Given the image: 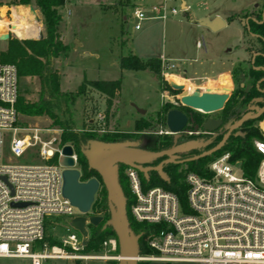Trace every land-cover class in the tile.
I'll return each mask as SVG.
<instances>
[{
    "label": "built area",
    "instance_id": "built-area-1",
    "mask_svg": "<svg viewBox=\"0 0 264 264\" xmlns=\"http://www.w3.org/2000/svg\"><path fill=\"white\" fill-rule=\"evenodd\" d=\"M172 1L135 7V28L140 30L146 20H164L178 14ZM180 2L182 4V0ZM24 6L30 8V4L0 6V22L3 23L0 27L5 26L10 37L22 36L12 9ZM6 16L10 17V22L5 21ZM35 16H38L37 11ZM40 31L38 28V36ZM0 39H5L4 29L0 30ZM197 45L202 47L204 42L199 41ZM163 63L165 74L179 66L166 60ZM18 96L16 65L0 61V154L2 134L9 132L11 150L16 156L35 150L44 162L0 164V257L28 258L31 264H50L53 259L118 260L115 237L103 243L110 254H114L110 257L83 252L82 236L69 224L80 212L62 192L65 167L59 160L67 144L61 143V130L57 127L22 126L16 108ZM193 132L186 130L188 134ZM253 144L261 156L253 178L244 174L239 161H232L231 152L225 151L209 161L207 174L193 171L186 174V205L173 191L145 185L141 172L126 165L123 174L132 195V217L140 223L159 225L148 242L154 253H140L138 262L264 264V140L256 139ZM72 157L78 168L75 150ZM58 217L66 218L67 232L61 240L62 246L41 244L49 221Z\"/></svg>",
    "mask_w": 264,
    "mask_h": 264
},
{
    "label": "rangeland",
    "instance_id": "rangeland-1",
    "mask_svg": "<svg viewBox=\"0 0 264 264\" xmlns=\"http://www.w3.org/2000/svg\"><path fill=\"white\" fill-rule=\"evenodd\" d=\"M12 0H0L2 5L9 4ZM154 0H66L60 9L62 20L59 24L61 36L70 45L67 57L57 58L53 66L60 71V84L63 91H75L85 79L89 80H112L121 79L122 88L118 96L114 98V105L107 110L106 96L95 89L87 87L86 92L79 96L74 105L75 121L80 130L94 131L97 134L104 132L134 131L135 120L141 117L154 115L163 105L170 103L172 108L179 109L180 93L169 88V75H179L182 80L176 78L172 80L178 84H184L185 88L195 90L196 88L206 89L219 86V79L216 76L211 78H197L201 72L197 70L199 57L214 59L216 55H226L228 50V70L238 64L237 59L247 57L241 48L243 37L247 34L243 31L238 22L233 21L228 27L212 32L206 27L196 25L185 16V11L181 10L180 0H174L171 4L176 5L178 14L168 19H150L143 21L142 28H135L136 19L133 15L135 7L146 8ZM191 4L186 13L208 12L209 9H217L222 15H228L229 20H233L235 15L247 13H258L264 8V0H187ZM33 5L37 15L41 18L37 21L36 31L33 34V23L15 16L14 21L19 22L17 28L26 34L15 36L22 39L26 37L37 38V30L40 28L44 32L45 26L43 16L34 0ZM15 12L22 14L23 7H14ZM228 10V11H227ZM70 12V13H69ZM6 21V20H5ZM3 30V26L0 30ZM24 29V30H23ZM2 32V31H1ZM63 38V37H62ZM77 41L74 43V41ZM205 43V47H198L197 42ZM8 40L0 39V52L7 49ZM239 50L236 51L235 49ZM208 51V54L205 53ZM233 50V51H232ZM134 53L142 59L161 57L170 63L178 64V68L170 74L163 66L159 74L148 70L122 69L119 59L123 55ZM214 53V55H212ZM160 55V56H159ZM197 62H190L186 58L195 57ZM213 56V58H212ZM180 57V58H178ZM182 58V59H181ZM210 62V61H209ZM52 63V59H51ZM206 75H216L217 63L202 65ZM187 69V73L182 70ZM238 74L234 81L232 78L228 82L235 85ZM195 77V78H193ZM42 81L40 76L19 77V93L30 101H37L40 97ZM137 108L145 109L143 115ZM168 112V111H167ZM167 115V113H166ZM20 124L27 127L54 128L52 121L47 116L28 117L20 114ZM264 135V119L255 122ZM168 128L166 120L141 132V138L129 139L139 141V147L151 150L155 141L165 133ZM173 136V135H171ZM178 139V143L188 141H199L205 143L203 135L198 138L185 134ZM186 136V137H185ZM12 135L3 132L0 154V164L2 165H25L44 163L35 153V150H28L21 156H16L11 150ZM174 141V136H173ZM173 144V143H172ZM208 146V145H207ZM207 146H200L191 149L201 150ZM203 151V150H202ZM189 152V151H188ZM209 163V162H208ZM208 165V164H207ZM187 164H181L180 168H186ZM170 167L164 168L169 173ZM152 187V186H150ZM92 212V211H91ZM90 215V213L88 214ZM67 230L64 220L51 219L47 225L46 233L54 239L62 240ZM87 254H103L108 257V248H103L97 252H85ZM111 258L105 259H53L50 264H108ZM0 264H31L30 259L23 257L9 258L0 257ZM165 264V263H148ZM174 264H196V263H174Z\"/></svg>",
    "mask_w": 264,
    "mask_h": 264
},
{
    "label": "trees",
    "instance_id": "trees-1",
    "mask_svg": "<svg viewBox=\"0 0 264 264\" xmlns=\"http://www.w3.org/2000/svg\"><path fill=\"white\" fill-rule=\"evenodd\" d=\"M32 0H12L9 4H30ZM38 9L43 16L45 26V36L43 39L36 38H22L17 39L10 37L8 39L7 49L0 52V61L9 62L16 65L19 77H34L40 76L42 81V88L40 97L37 101H30L19 93L16 108L22 115L33 116H47L51 119L52 125L61 130V143L71 144L78 158V166L82 170V180H88L92 177H98L99 174L89 169L88 162L83 154V147H85L89 140L99 139L106 142H118L129 139L141 138L140 134L145 129H148L166 120V113L173 106L167 103L162 106L160 110L154 115L148 117H141L135 121L134 131L122 132H104L97 134L94 131L80 130L75 121L74 105L77 98L86 92L87 87L95 89L96 91L106 96L107 110L114 105V98L119 95L122 88V80H89L85 79L75 91H63L60 86V73L52 65L51 59L57 57H66L70 50V45L65 43L60 32L59 24L62 20L60 13L61 7L64 6L66 0H34ZM2 3H0V6ZM263 14V11L259 12ZM238 15L233 16L235 18ZM255 30L260 31L264 35V22L261 25L256 24ZM36 31V26L34 32ZM119 65L122 69L129 70H148L152 73L159 74L162 69V59L152 57L142 59L134 53L123 55L119 59ZM170 88V86H168ZM178 92V91H177ZM242 97L241 89H237L231 98L232 101ZM250 97V96H248ZM231 106V101L228 107ZM264 115L259 118L263 120ZM254 120H247L243 124V133L238 135H231L226 144L212 155L201 157L188 161L186 168H180L181 164H166L164 168L169 169V180L163 179L158 172L151 171L149 179L142 175V180L147 186H162L167 190L173 191L177 194L183 205L187 204V183L185 181L188 172H196L199 174H207L206 166L208 162L217 155L225 151L232 154V161H239L241 163L244 174L248 177H254L257 167L261 160V156L254 147V140H264V135L259 126L255 125ZM172 134H165L159 136L155 141L151 150L160 151L170 148L173 144ZM220 138V137H219ZM214 145V144H213ZM213 145H208L201 150H192L182 153L181 157H192L200 154L204 150L211 148ZM203 150V151H202ZM166 157H159L154 159L152 165H157ZM126 167L124 164L119 166V182L127 198V214L131 228L135 233L140 234L139 241L140 253L151 254L154 251L149 247V240L158 230L159 225L140 223L134 220L131 215L132 195L128 183L124 177L123 170ZM90 215H102L104 221L97 226L89 225V239L83 252H97L103 248V243L110 237L117 236L112 227L104 228L105 221L110 217V210L108 205L107 190L102 185L98 191L95 202L92 205ZM59 220H66V218L58 217ZM118 242V239H117ZM41 244L47 243L49 246H62V241L54 239L51 235H45L44 239L40 241ZM119 243L117 246V253H119ZM108 264H118V260H110ZM138 264H147L146 262H138Z\"/></svg>",
    "mask_w": 264,
    "mask_h": 264
},
{
    "label": "water",
    "instance_id": "water-1",
    "mask_svg": "<svg viewBox=\"0 0 264 264\" xmlns=\"http://www.w3.org/2000/svg\"><path fill=\"white\" fill-rule=\"evenodd\" d=\"M181 7L187 15L186 11L188 9L185 0H182ZM30 9L36 14L33 5L30 6ZM5 20L10 22V17L6 16ZM37 21H40L39 16H37ZM191 21L210 29L212 32H218L227 26V21L220 15L214 17L209 15L200 16L191 19ZM3 28L4 38L8 40L10 38L9 30L5 26ZM248 28L250 29V27ZM43 38L44 32L40 31L37 39ZM226 79H228V75L222 74L219 77L220 87L204 90L196 88L192 92L186 90L184 84H178L172 80L169 81V85L172 89L180 91V101L183 105L205 113H211L221 110L233 91V85L227 83ZM137 110L143 115L146 113L145 109L137 108ZM263 111L264 108L255 115L248 113L234 121L228 132L216 145L192 157L182 158L181 154L196 147L207 146L211 142L188 141L178 143V139L182 137L190 120L188 115L178 108L170 109L166 115V126L169 133L174 136L173 145L168 149L160 151L146 150L139 147V141L133 140L118 142H106L99 139L89 140L88 145L83 147L82 151L87 159L89 169L95 170L99 174V178L92 177L85 181L81 179L82 172L76 167L75 160L72 157L74 147L70 144L65 145L62 149L63 156L59 160V163L65 167L63 170L62 192L71 205L75 206L80 212L79 215L70 220L69 224L82 236L83 246L88 243L89 225L97 226L104 221L102 215H88L91 213L96 195L103 185L107 190L110 210V217L105 221L104 228L112 227L117 236L120 249L118 264H138L141 235L135 233L130 226L127 214V198L119 182V165L124 164L138 169L146 179H149L151 171H156L163 179L169 180L167 172L164 171L166 164H184L214 154L226 144L234 130L241 127L249 119H258ZM219 125L220 121L208 119L203 128L206 131L213 132ZM235 135H238V133ZM159 157L166 158L157 165H152L154 159Z\"/></svg>",
    "mask_w": 264,
    "mask_h": 264
},
{
    "label": "flooded vegetation",
    "instance_id": "flooded-vegetation-1",
    "mask_svg": "<svg viewBox=\"0 0 264 264\" xmlns=\"http://www.w3.org/2000/svg\"><path fill=\"white\" fill-rule=\"evenodd\" d=\"M226 21L227 26L233 21L238 22L243 31L247 34L245 37H243L242 41L244 42L241 43L240 48V50H242L247 57H244L243 59H237L238 64H236L234 68L223 73L228 75V80L232 78L233 81L237 74L239 75L235 85H233V91L230 93L224 107L219 111L205 113L201 110L187 107L183 105L181 101L179 103V109L186 113L190 118L186 126V130L194 131L193 133L188 134L185 130L184 133L192 135L190 137L196 138H198L199 135H203L201 137H203L204 140L211 142L208 145H216L228 132V129L234 121H237L248 113L255 115L259 112V110L264 108V35L262 32L255 30L257 26L256 24H263L264 16L263 14H259V12H251L236 16L233 20H229L227 17ZM248 27H250V29ZM235 50L238 51L239 49L236 48ZM227 62L228 64L231 63L230 60H227ZM216 87H220V84L214 88ZM185 89L189 90L190 92L194 91L188 88ZM237 89H241L242 97L232 101L231 98L233 93ZM230 101L231 106L228 107V103ZM263 115L264 111L260 114L258 119L249 120L258 121ZM208 119L220 121L219 127L213 132L206 131L203 128L204 123ZM236 133H243V125L234 130L232 135ZM182 137H184L183 134ZM78 168L81 170L80 167Z\"/></svg>",
    "mask_w": 264,
    "mask_h": 264
},
{
    "label": "crops",
    "instance_id": "crops-1",
    "mask_svg": "<svg viewBox=\"0 0 264 264\" xmlns=\"http://www.w3.org/2000/svg\"><path fill=\"white\" fill-rule=\"evenodd\" d=\"M159 1H161V0H154L150 5H152V4H154V3H156V2H159ZM185 3H186V6H187V8L189 9V8H191V4H189L188 3V1L187 0H185ZM150 5H148V6H150ZM181 6H182V4H181ZM23 9H24V11L25 12H23L22 14L20 13V11H18V12H14V11H12V14H13V16H14V18H15V16H17L18 17V19H23V20H26V21H30V22H32L34 25H33V31H32V33H30V34H33L34 33V28H35V26L37 27V23H36V16H35V13L30 9V8H27V7H23ZM228 11V10H227ZM230 14V12L229 13H227L225 16L224 15H222L221 13H220V11L219 10H217V9H209V11L208 12H206V13H204V12H201V13H198V12H190V10H189V12L187 13V15H185V16H188V18H189V20H191V19H193V18H197V17H200V16H205V15H209V16H211V17H214V16H216V15H220V16H222L225 20H227V17H228V15ZM196 23V22H195ZM196 25H198V24H196ZM199 26V25H198ZM202 27V26H201ZM204 27V26H203ZM226 27H228V26H226ZM63 37V40H64V42L65 43H67V41L65 40V36L63 35L62 36ZM37 39V38H36ZM75 42H77L76 40L74 41V43ZM199 42V41H198ZM198 42H197V44H198ZM68 44V43H67ZM198 46V45H197ZM204 47H205V43H204ZM206 48V47H205ZM205 53L206 54H208V51L207 50H205ZM69 54V53H68ZM212 55H214V53H212ZM68 56V55H67ZM66 56V57H67ZM160 56V55H159ZM140 57V56H139ZM57 58H61V57H57ZM57 58H52V65H53V62L57 59ZM141 58V57H140ZM158 58H161V57H158ZM178 58H180V57H178ZM212 58H213V56H212ZM162 60H166L167 61V59H163V58H161ZM182 59V58H181ZM188 61H190V62H197V55L195 56V57H189V58H186ZM199 59H200V61H199V66H198V68H197V70L199 71V72H201V75H199V77H193V78H195V79H197V78H211V77H213V76H216L218 79H219V77H220V75H222L223 73H225V72H227L228 71V62H227V60H228V50H227V53H226V55H216V57H214V59H210V58H208L207 57V55H205V57H199ZM210 61V62H209ZM213 63H217L220 67H218V68H216V75H206L205 73H204V71H205V68H203V66L202 65H206V64H213ZM178 65V64H177ZM56 68V67H55ZM57 70H58V68H56ZM59 71V70H58ZM183 71V73L185 72V73H187L188 72V70L187 69H184V70H182ZM59 73H60V71H59ZM176 78H178V79H180V81L182 80V78L179 76V75H174L173 77H172V79L171 80H176ZM226 81H227V83H228V79H226ZM60 86H61V84H60ZM137 120V119H136ZM135 120V121H136Z\"/></svg>",
    "mask_w": 264,
    "mask_h": 264
},
{
    "label": "bare ground",
    "instance_id": "bare-ground-1",
    "mask_svg": "<svg viewBox=\"0 0 264 264\" xmlns=\"http://www.w3.org/2000/svg\"><path fill=\"white\" fill-rule=\"evenodd\" d=\"M21 8H22V7H21ZM12 11H14V10H12ZM14 12H15V11H14ZM0 23H2V22H0ZM2 24H3V23H2ZM21 35L24 36V35H26V34L21 33ZM174 75H175V74H170V75H169L170 80L172 79V77H173Z\"/></svg>",
    "mask_w": 264,
    "mask_h": 264
}]
</instances>
